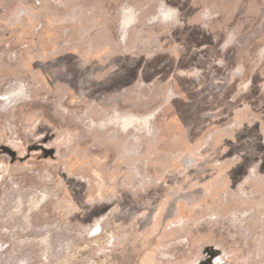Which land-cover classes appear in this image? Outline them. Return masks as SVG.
I'll list each match as a JSON object with an SVG mask.
<instances>
[{
	"label": "rangeland",
	"instance_id": "1",
	"mask_svg": "<svg viewBox=\"0 0 264 264\" xmlns=\"http://www.w3.org/2000/svg\"><path fill=\"white\" fill-rule=\"evenodd\" d=\"M0 264H264V0H0Z\"/></svg>",
	"mask_w": 264,
	"mask_h": 264
}]
</instances>
